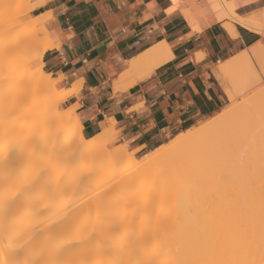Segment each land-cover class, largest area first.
I'll return each instance as SVG.
<instances>
[{
  "label": "bare ground",
  "instance_id": "1",
  "mask_svg": "<svg viewBox=\"0 0 264 264\" xmlns=\"http://www.w3.org/2000/svg\"><path fill=\"white\" fill-rule=\"evenodd\" d=\"M43 1L44 0H40L30 5V10L37 8ZM186 1L187 0L182 1V3ZM249 1L250 0H227V2L222 5L225 9L230 8L233 10L239 4ZM9 2V4L13 3L11 1ZM186 5L188 7L187 3ZM207 5L205 6L207 7ZM13 8L12 10L15 9ZM179 8H182V6ZM202 8L203 6L197 9L201 10ZM210 8L211 7L206 8L209 12L204 10L206 11L203 13L205 16L208 14L209 16L211 15L212 9ZM2 9H4L8 15L3 14L0 16V78H5V81L0 79V129H2L3 134H6V138L9 135L7 139L11 137L10 143L9 140L6 142L9 143L8 148H10L11 145L12 158L14 157V160L17 159V155L19 158L23 157L25 163L27 164L28 162V167H31L29 169L36 171L33 173L32 182L34 183L33 187L36 186L39 190L35 188V190L40 193H37V196L42 198L47 194L52 197V195L55 196V193H57L56 197L58 198L61 195L67 194V191L69 192L70 190L69 188L79 183L81 184L82 179H80L79 174L84 172L82 168L87 165H82L83 167L79 165L80 167H78V163L81 162H76L77 164L74 163L75 161L69 163L70 161L67 162L68 160L66 158L71 156L70 154H74L75 156L76 152L82 154L81 156H90L94 153L93 151H99L103 138L108 132L103 131L89 139H84L80 133V123L72 113L73 109L61 111L57 108L55 102L64 98L65 92L54 91L51 76L42 71L41 63L43 52L46 49L58 45V40L50 39L51 36L49 38L44 28V22L48 19L49 14L31 17L28 23L20 24L18 23L19 21L17 22V20L9 14L8 7H0L1 12L4 11H2ZM197 11H195L194 14ZM204 11L202 10V12ZM182 12V14L188 18L189 24L193 28H196L197 20H195L196 18L194 19L190 7L186 8V6H183ZM15 13L18 12H13L14 15ZM213 13L214 12H212V15ZM224 15L225 12L220 11L216 13V16H213L214 18L216 17L217 20V18L222 19ZM4 17L7 21L4 20ZM227 20V22H222V24L227 33L232 37L237 34L234 27L235 25H233L232 22L239 23L250 31L257 30V17L231 14ZM197 24L199 25V23ZM39 31L42 33V36L37 38L36 34ZM261 42L264 43V36L260 39V44ZM262 48V45L260 46L259 43L250 45L249 52H251L250 54L254 56L255 60H258L257 63L264 62V52ZM169 58L170 46L165 42L158 43L147 49L138 57L131 59L128 62L129 68L126 73L135 75H140L144 72L148 73V71L164 63ZM232 58L233 62L225 60L217 65L216 71L214 68L217 76L222 79L224 84L228 81V73L233 66L238 67L239 65L240 67L241 63L244 62L247 64L248 62V56L244 51L237 53ZM261 60H263V62H261ZM31 61L38 62L39 65L37 69L32 70L30 68L33 67V64L32 66L30 65ZM246 70H248L247 65ZM234 71L235 69L233 72ZM228 84H226V91L231 95L232 99H236L233 90L234 86L232 85V87L230 84V87H227ZM43 89H45V91L49 89V94H43V96ZM51 90L53 94L50 93ZM237 91L240 92V89ZM67 93L68 92H66V94ZM51 94L53 96H51ZM50 97H54L55 104H53ZM15 100H18L17 105L22 104V106L17 110L18 113L15 114H18V116L12 119L14 116L12 115L10 119L8 116L11 114L7 116V113L4 112L5 103L9 102L7 105H13L12 103H14ZM247 101L248 100L245 98L244 102ZM249 101L248 103L250 105L247 104V108L244 106V108L240 110L241 113L245 112L244 115L249 114L251 116L252 120L250 127L248 125L249 129H247L248 127L245 124L246 127L244 131H247L245 133L243 131V134L237 137H235L236 133L233 135L231 134L232 131L230 133L228 132L235 138L226 142L224 145L222 144L223 147H221L218 153H213L209 149V144L207 142L204 143L205 146L202 145L204 140L209 141L212 136L210 135L211 137L207 136L204 138L205 136L203 137V135H201V131L206 126V128H210V126L220 125L228 120L227 117L230 115L232 116L233 112L238 109L235 100L230 102V107L227 108V110L225 109L226 111H224L221 116L209 121L204 126L195 128L191 126L187 128L186 131L176 135L172 143H164L158 146L140 160L132 154L126 156V149L124 146H116L114 149L108 151L107 154H105L107 160L116 165L110 167L109 164L108 166L110 169L108 173L105 168L106 173L103 172V174H105V176L108 174V177L105 182L103 181L105 185L104 189L97 192V194L95 193L96 195L92 196V198H90L91 195L90 197L89 195L88 197L85 195L94 192L96 189L93 191L90 190L89 192L86 190L88 193H84L85 195H83L86 197L85 199L82 198L83 196L80 197L77 195L81 200V205H84V207L87 205L88 209L92 205L93 210H95L93 211V214L95 212V216H93V218L95 217L93 225H100H95L90 228L87 227L86 229L85 227L89 221L86 220L85 229H81L80 227H76L75 229L72 218L74 215L80 217V211H78V215L75 214L71 210L77 208L68 206L70 207L68 209L65 204H62L63 200L60 199L62 201H59L61 204H58L59 202L55 204L59 210L58 214L55 216V220H59L55 221L51 219L53 217L43 218L40 219L42 221L39 220L40 223L43 222L41 226H35V220L31 216V212L24 213L23 215H19V218H16L18 217L16 215L19 210V208H17L19 199L16 195L15 197L18 200L14 196L12 197L14 200H12L1 195L0 206L2 205L1 207H3L4 204L15 205V207L17 206V213L15 209L14 211L12 210L14 214L16 213L15 217L12 212H8L9 214L5 216L7 220L5 218V220L1 219L2 217L0 218V264H264V98H260L253 103ZM17 105L16 108H19ZM53 105L55 107L54 109L52 108ZM8 108H10V106H8ZM48 108H52L53 110L49 113ZM11 111L13 110L10 108L8 112ZM241 116L243 117V114H241ZM238 119L235 121L238 122ZM227 123L231 125L230 119ZM227 123L225 124L227 125ZM1 134L2 133H0V135ZM225 134L224 131L223 135ZM5 136L2 135L0 137L5 138ZM73 137L76 138L72 139ZM72 140H77V142H74V145H72ZM2 142L4 141L2 140ZM1 144L0 152L4 149V146L1 147ZM176 150L179 152L177 151L178 153L173 155V152ZM5 151H3V153H5ZM63 153L64 158L61 156ZM6 154H1L2 160ZM77 157L79 158V156ZM23 158H21V160ZM92 158L94 161L101 159H98V156L97 158L92 156ZM104 158L105 157L100 160L101 164L103 163L102 160H106V158ZM179 159L181 162L184 160L188 163L187 171L185 170L180 173L182 169L178 168L180 172H178L177 175L180 181L178 178H175V170L180 161ZM83 160H85V157L82 161ZM95 162L92 161V163L89 162V164L94 166L96 164ZM161 163L163 170L167 169L163 167L165 163H170L173 171L171 172L175 174V176L169 174L171 178L169 179L168 176L167 179V177H164L165 174L162 173L163 170L161 169L158 171L156 170L150 176H145L147 174H145L146 170L154 166L156 167L158 164L161 165ZM101 164L97 162L93 167L96 168L95 172L101 170ZM22 166L25 168L24 162ZM87 168L90 167L87 166ZM93 168L91 169L94 170ZM168 171H170V168ZM50 173L55 175V180L53 177L51 178L49 176ZM93 174L95 173L93 172ZM94 176H96V174ZM172 176L179 182L177 183V180H175L174 183V178ZM27 177L30 178L29 176ZM27 177L23 178L27 179ZM25 179L24 181L26 182L28 179ZM97 183L99 184L100 182ZM25 184H29L28 181ZM117 185L120 187L124 186V198L125 194L128 193H125V191L130 190L129 187L136 191L137 195L132 193L135 196H131L132 199L130 200L133 203L139 204L140 208L143 210L144 220L142 221V225H145L147 220L152 218L151 215L153 213L150 214V212L153 210L160 211L162 208L167 209V211L161 210L156 218L159 220L162 218L170 219L171 225L167 227L168 221L164 228H160L159 224L157 226L158 228L154 226L147 227V224L146 227L143 226L140 228H136L135 226L132 228V226L129 225L131 228H127L128 230L122 229L119 232V230H113L105 226L106 224L103 221L98 222L96 218L99 212H96V209L104 210L103 207L107 205L106 208H111V202L107 201L108 199L106 198L109 197L111 193H114L112 191ZM3 187L5 186L3 185ZM10 187H12V185ZM26 187L30 189L33 188L27 185ZM0 188H2L1 185ZM75 188L77 189V186H75ZM62 189L67 190L66 192H62ZM3 190V188L2 190L0 189L5 196L6 194L9 196V193L5 194ZM107 190H109V192ZM59 192H61L60 195L58 194ZM107 192L110 193L108 196L106 195ZM103 194L104 196L106 195V198ZM119 194L122 193L119 192ZM75 195L72 196V198L77 197ZM96 196L100 200L101 198L104 199H102L101 202L93 198ZM40 197L38 199H41ZM81 198L84 199L85 202ZM113 199H115V197ZM77 200L74 202L72 199L74 203H76ZM92 201L94 203L97 201L105 204L102 207V205H97V202L94 204ZM11 202L15 203L11 204ZM54 203L52 202V204ZM74 203H72V205H74ZM205 204H208L210 208L208 206V209H206L204 207L206 206ZM67 205H69V203ZM79 205L80 204H78V206ZM123 205H126V203L124 202ZM123 205L121 209L125 211ZM153 206H155V208ZM7 207L9 208V206ZM7 207L6 205L4 206V208ZM11 209L12 208H10L9 211H11ZM81 209H83V207ZM85 209L86 208H84V210ZM3 210H0L2 214L4 213L2 212ZM110 212L111 211H109V213ZM5 213H7L6 210ZM109 213L105 212L103 216L100 215L98 217L107 219L113 214L112 212V214ZM83 214L87 215V212ZM85 215L84 217H86ZM8 216H11V220L9 221ZM127 216L131 219L134 218L131 214ZM12 218H15V220H12ZM81 219L82 218H77V220L80 221ZM2 220L8 224L5 223L6 225H3L4 222ZM117 220L120 221L121 218L120 220L117 218ZM135 220L133 221L135 222ZM53 221L56 223L55 227H51ZM144 221L146 222L144 223ZM62 222L64 228L67 227L68 223L69 226H71L70 223H72V226H68V229H64L62 228ZM109 223L111 224V221ZM88 224H90V222ZM62 229L65 231H62L63 237L61 236L62 238H59V232ZM67 231L73 235L72 238L74 241L68 240L67 238L64 239L67 237L65 234V232L68 233Z\"/></svg>",
  "mask_w": 264,
  "mask_h": 264
},
{
  "label": "crops",
  "instance_id": "2",
  "mask_svg": "<svg viewBox=\"0 0 264 264\" xmlns=\"http://www.w3.org/2000/svg\"><path fill=\"white\" fill-rule=\"evenodd\" d=\"M182 1L44 0L32 10L31 17L49 14L44 28L58 45L43 52L42 70L57 92H65L60 106L73 109L84 139L108 132L107 146H124L139 158L219 104L214 67L257 35L232 22V37L222 24L227 18L216 20L213 10L214 16L203 14L208 1ZM186 3L199 20L196 28L182 14ZM263 8L264 0H251L234 13L247 16ZM161 42L170 46L169 59L148 73H126L131 59Z\"/></svg>",
  "mask_w": 264,
  "mask_h": 264
},
{
  "label": "rangeland",
  "instance_id": "3",
  "mask_svg": "<svg viewBox=\"0 0 264 264\" xmlns=\"http://www.w3.org/2000/svg\"><path fill=\"white\" fill-rule=\"evenodd\" d=\"M9 1H11V2H13L12 4H9L10 2ZM0 0V7H8V12H9V14L11 15V16H13V18H15L16 20H17V22L18 23H20V24H25L26 22L28 23L30 20H31V16H30V13L32 12V10H30V8H29V6L30 5H32V4H35V3H37V2H39L40 0ZM25 1V2H24ZM251 1V0H250ZM227 2V0H223V1H221V0H208V3H209V7H211V9L215 12V14L216 13H219L220 11H223V12H225V15L223 16V17H227V19H229V17L231 16V14H235L234 13V9L232 10V9H230V8H226L225 9V7L222 5V4H224V3H226ZM16 3V4H15ZM25 3V4H24ZM11 5H13V6H11ZM11 6V7H10ZM15 6V7H14ZM15 9H14V8ZM17 7V8H16ZM12 8L14 9V10H12ZM26 8V9H25ZM10 9V10H9ZM19 9H21V10H19ZM23 9V10H22ZM4 9H2V11H3ZM18 12V13H15V15L13 14V12ZM218 11V12H217ZM227 11V12H226ZM229 11V12H228ZM4 12V13H3ZM3 12H1V10H0V16L1 15H8L7 13H6V11L4 10ZM12 12V13H11ZM247 16H251V17H257L258 18V23H257V25H256V29L257 30H254V31H252V32H255L256 33V35H257V39H256V41L254 42V43H259V45L261 46L262 45V49H263V52H264V43H262L261 42V44H260V39L264 36V8L263 9H260V10H257V11H253V12H251L249 15H247ZM4 20L5 21H7L6 19H5V17H4ZM4 23V22H3ZM239 24V23H238ZM240 25V24H239ZM243 27V26H242ZM263 29V30H262ZM42 36V33L39 31L37 34H36V37L37 38H39V37H41ZM253 44V43H252ZM249 48H250V45L249 46H247L243 51H244V53L248 56V62H247V64H245L244 62L243 63H241L240 64V67H239V65H238V67H235V66H233V68L229 71V73H228V77H227V80L229 81H226V82H228V83H226L225 82V84H224V82L222 81V79L219 77V76H217V74H216V67H217V65L214 67L215 68V71H214V69H213V74H214V86H216L217 87V90H218V99H220V102H219V104L217 105V106H215V108L213 109V110H211V111H202L195 119H194V121H193V127L195 128V127H199V126H204V125H206L209 121H212L213 119H215V118H217V117H219V116H221V114L222 113H224V111H226L227 110V108H229L230 107V105H231V103L230 102H232L233 100H235L236 101V105H237V110H235V112H233V114H232V116L230 115V116H228L227 118H228V120H226L227 122L229 121V119H230V121H231V125H230V127H229V125H228V123L225 121V122H223V123H221L220 125H214V126H210V128H206V127H204L203 129H202V131H201V135H203V137L204 138H206L207 136H212V138L209 140V141H207V140H204L203 141V143H202V145L203 146H205V144L204 143H208L209 144V149L213 152V153H218V151L221 149V147H223V145L226 143V142H229L231 139H233V138H235V137H237V136H239V135H242L243 133V131L245 130V127H246V125H247V127H248V125H249V127H250V125H251V116L248 114H245L244 115V113L242 112L241 113V111L240 110H242L243 108H244V106L247 108V104H249L248 103V101L249 102H254V101H257V100H259L260 98H264V62H263V60H261V62H263V63H257L258 62V60L256 59L255 60V58H254V56L252 55V54H250L251 52H249L250 50H249ZM228 61H230V62H233V58L231 57ZM35 63V64H34ZM32 64H33V67H30L32 70H35V69H37L38 68V62L37 61H31V63H30V65L32 66ZM220 64V63H219ZM246 65H247V69L248 70H246ZM36 67V68H35ZM235 69V71L233 72V70ZM242 70V71H241ZM43 71V70H42ZM1 79V78H0ZM2 81H5V78H3L2 77V79H1ZM226 84H228L227 85V87L230 85V86H234V88H233V90H234V94H235V96H236V99H232V97H231V95L226 91ZM229 86V87H230ZM232 86V87H233ZM237 88H236V87ZM53 88H54V91H56V87H55V85L53 86ZM52 88V89H53ZM51 89V88H50ZM240 89V92H238L237 90H239ZM49 89H46V91H45V89H43V91H42V95L44 94V95H47V94H49ZM57 92V91H56ZM55 92V93H56ZM50 93H52L53 94V92H52V90H51V92ZM51 94V96H53ZM239 94V95H238ZM43 95V96H44ZM56 97V96H55ZM51 98V100L53 101V104H55L56 103V106H57V108L59 109V110H63L62 108H61V106H60V100L59 101H56L55 103H54V97H50ZM247 99L248 101L247 102H244V99ZM246 101V100H245ZM16 102V103H15ZM58 102V103H57ZM17 103H18V100H15L14 101V103H12L13 105H15V106H13V105H7V104H9V102H7V103H5L6 105H5V110H4V112L5 113H7V116L9 115V114H11V115H9L8 116V118H12V115H14L13 116V118L12 119H14V117L16 118L17 116H18V114L17 115H15L16 113H18L17 112V110L18 109H20V107L22 106V104L19 106V105H17ZM230 104V105H229ZM16 105H17V107H19V108H16ZM236 105H235V108H236ZM250 105V104H249ZM8 106H10V108H11V110H13V111H11V112H8V110L10 109V108H8ZM234 106V105H233ZM239 106V107H238ZM13 107H15V108H13ZM249 107V106H248ZM53 109L55 108L54 107V105H53V107H52ZM50 109V108H48V111H49V113L51 112V110H53V109ZM226 109V110H225ZM221 110V111H220ZM244 111V110H243ZM240 112V113H239ZM238 113V114H237ZM220 114V115H219ZM241 114H243V117L241 116ZM238 115V116H237ZM239 116H240V118H239ZM244 117H245V119H244ZM210 118V119H209ZM231 118H233V119H231ZM235 118V119H234ZM239 118V119H238ZM236 119H238L237 121L238 122H236L235 120ZM233 120V121H232ZM247 123H246V122ZM225 123H227V125L225 124ZM217 124H219V123H217ZM222 124H223V127H222ZM246 124V125H245ZM191 127V126H190ZM209 127V126H208ZM221 127V128H220ZM249 127L247 128V129H249ZM1 128V127H0ZM226 129V130H225ZM1 130V132L0 133H2L0 136H2V135H6V134H3V131H2V129H0ZM220 130V131H219ZM64 131V130H63ZM183 131H186V129L185 130H183ZM182 131V132H183ZM224 131H225V135H223L224 134ZM232 131V132H231ZM247 131V130H246ZM246 131H244V133L246 132ZM182 132H180V133H182ZM231 132V134H233V135H235V133H236V135H235V137L233 136V135H231V134H229V133ZM179 134V133H178ZM177 134V135H178ZM227 135V136H226ZM229 135H230V137H229ZM175 136L176 135H174V136H172V137H170L169 139H168V141L166 142V143H172L173 142V140H174V138H175ZM210 136V137H211ZM215 136V137H214ZM3 138V139H2ZM0 137V141L2 142V140L4 141V142H2V144H1V142H0V144L2 145L1 147H3L4 149L0 152L2 155L3 154H6V155H4V158H3V160H2V155L0 154V157H1V162H0V179H1V181H0V185H1V187L5 190H3V192H5V194L6 193H9V196L6 194V196L4 195V193H2V191H0V196L2 195V196H4L5 198H10V199H12V200H14V198H12L13 196L15 197V195H16V197L19 199H17L16 197V199L19 201V202H17L18 203V207L17 208H19V210H18V214L16 215V213H17V209H16V207H15V205H10V204H4V206L6 205V207L7 206H9V208L7 207V208H4V206L3 207H1L0 206V210H3L2 212H4L3 214L1 213V211H0V218L1 219H4L5 218V216L7 215V214H9L10 212H12V210L14 211L15 209V214H14V212H12L13 213V215H14V217H15V215L16 216H18V217H16V218H19V215H23L24 213H30L31 212V216L34 218V220H35V226H41V223H43V222H39V220L40 219H43V218H48V217H53V218H51V219H53V220H55L56 219V215L58 214V212H59V210L57 209V207H56V205L55 204H57L59 201H61V200H63V202H62V204H65L66 205V207H68V206H73V207H75V208H77V209H72V207H71V211H73L75 214H77L78 215V211H80V214H81V216L79 217V216H76V215H74V217L72 218V222H73V226H74V228L76 229V227L77 228H81V229H83L85 226H86V223H87V221L86 220H89L88 221V223L90 222V224H88L87 223V226L85 227L86 229H87V227H92V226H95V225H100V224H95V225H93L94 224V218H93V216H95L94 214H95V212H94V214H93V211H95V210H93V208H92V205L89 207V209H88V206L87 205H85V207H84V205H81V200H80V198H79V196L80 197H82L83 195H85L84 193H88L90 190H94V189H96V190H94V192H92V193H89V194H86L85 196L86 197H88V195H89V197H90V195H91V197L90 198H92V196H94V195H96L97 194V192H100V191H102V189H104V187H105V185H104V182H105V180L107 179V177H108V174H107V176H105V174H103V172H105V168L107 169V173H108V170L110 169L109 168V166L111 167V166H114V165H116L115 163H111L109 160H107V157H106V155L105 154H107V152L108 151H110V150H112V149H114V148H112V147H109V146H107V143H108V141H109V139H110V137H109V135H106L104 138H103V141H102V143H101V148H99V151H93L94 153H92L90 156L89 155H83V156H81L82 154H80V153H78V152H74L75 153V156H74V154L72 155V154H70L71 156H69V157H67L66 159L68 160L67 162H69V163H73L74 161V163H78V162H81V163H78V167H80L79 165H85V164H87V165H85L82 169H83V171L84 172H82L81 174H79V177H80V179H82L81 181V184L79 183H77L78 185H74L72 188H69L70 190H69V192H71V193H69L68 191H67V194H65V195H61V196H59L58 198L56 197L57 196V193H55V196L54 195H52V197L51 196H49V195H47L46 193H43V194H46L45 196H43L41 199H38L39 197L37 196L38 194L37 193H39L38 191V189H37V187L35 186V187H33V185H34V183L32 182L33 181V173H35L36 171H33V169L31 170V169H29V168H31V167H28L29 166V164H28V162H27V164L25 163V159L23 158V157H20L19 158V156L17 155V159H15L14 160V157L12 158V153H11V145H10V148H8V146H9V143H10V140H11V137H10V139H7V138H9V135H8V137L6 138V136H5V138L4 137ZM76 137H73L72 139H75ZM7 139V140H6ZM9 140V143H7L6 141H8ZM228 140V141H227ZM215 141H218V142H220V143H218V142H215ZM74 142L76 143L77 142V140L76 141H74V140H72L71 141V143H72V145H74ZM210 142H212V143H210ZM223 142V143H222ZM223 144V145H222ZM7 145V146H6ZM106 146H107V148H106ZM7 147V148H6ZM8 151V152H6V151ZM3 151H5V153H3ZM178 150H176V151H174L173 152V155L174 154H176V153H178L177 152ZM99 152H101V153H99ZM65 153H67V152H65ZM8 154H9V156H8ZM76 154H78V155H76ZM131 153H127L126 152V156H129ZM45 155V154H44ZM64 153L63 154H61V156L64 158ZM77 156H79V158L77 157ZM81 156V157H80ZM92 156L94 157L95 156V158H97V156H98V159H103V157H105L106 158V160H102V164H101V159L100 160H93V158H92ZM100 156V157H99ZM102 156V157H101ZM145 156V155H144ZM144 156H142V157H137L139 160L140 159H142ZM11 157V158H10ZM85 157V160H83L82 161V159ZM16 158V157H15ZM18 158H19V160H18ZM21 158H23L22 160H21ZM81 158V159H80ZM91 158H92V161L93 162H95L96 164H97V162H99L100 164H101V170H98V171H96L95 172V169L96 168H93L94 166L93 165H90L89 164V162H91L92 163V161H91ZM104 158V159H105ZM80 159V160H79ZM12 160H14V161H12ZM17 160V161H16ZM90 160V161H89ZM180 160V159H179ZM24 162V164H25V168H23V162ZM3 162V163H2ZM13 162H16V163H13ZM87 162V163H86ZM184 164H183V163ZM181 162V160L179 161V163L177 164V167H176V177L175 178H178L179 179V181H180V178H179V176L177 175L178 174V172H180V170L178 169V168H180V169H182L181 170V172L180 173H182L183 171H187L188 170V163H186V161H182ZM12 163V164H11ZM76 163V164H77ZM107 164V165H106ZM110 164V165H109ZM112 164V165H111ZM180 164V165H179ZM2 165H3V167H2ZM90 165V166H89ZM105 165V166H104ZM109 165V166H108ZM167 165V166H166ZM171 164L170 163H165V166H163V167H165V168H167V169H165V170H163V168L161 167L162 166V163H161V165L160 164H158V166H154V167H151V168H149L148 170H146L145 171V176L147 177V176H150V175H152L156 170L158 171V170H163V174H165V178L167 177V179H168V176H169V179L171 178V176L170 175H174L175 176V174H172V165L170 166ZM87 166L88 167H90V168H87ZM169 166V167H168ZM4 167H6V168H4ZM26 167H27V169H26ZM160 167V168H159ZM91 168H93L94 170H92ZM169 168H170V171H168L169 170ZM184 168V169H183ZM5 169V170H4ZM81 169V168H80ZM89 170V171H88ZM7 171V172H6ZM33 171V172H32ZM172 171V172H171ZM91 172V173H90ZM93 172L96 174V176H94L95 174H93ZM169 172V173H168ZM171 172V173H170ZM23 173V174H22ZM88 173V174H87ZM101 173V174H100ZM106 173V172H105ZM52 174V175H51ZM170 174V175H169ZM22 175V176H21ZM89 175V176H88ZM101 175V176H100ZM167 175V176H166ZM27 176H29L30 178H28ZM49 176L52 178H54V180H55V175H53V173H50L49 174ZM87 176H88V178H87ZM178 176V177H177ZM23 177H27V179H25V178H23ZM49 177V178H50ZM99 177V178H98ZM173 177V176H172ZM19 178H21V179H19ZM23 178V179H22ZM86 178V179H85ZM98 178V179H97ZM174 178V177H173ZM173 179L174 180V183H175V180H177V179ZM24 179L25 180H27L28 181V183L29 184H25L26 182L24 181ZM18 180H20V181H18ZM53 180V181H54ZM30 181V182H29ZM104 181V182H103ZM178 180H177V183L179 182ZM17 182V183H16ZM52 182V181H51ZM97 182H100L99 184L97 183ZM2 183H3V185L5 186V187H3V185H2ZM98 185H97V184ZM25 184V185H24ZM12 185V187H10ZM17 185V186H16ZM26 185L27 186H31V187H33L32 189H30V188H28V187H26ZM82 187H81V186ZM15 186V187H14ZM75 186H77V189L75 188ZM10 187V188H9ZM124 187V186H123ZM123 187L121 186H119V185H117V186H115V188L113 189V191L112 192H114V193H108L109 192V190H107L108 192H107V196H108V194H110L109 195V197H105L104 196V194H103V196L106 198V199H108L107 201H109V202H111V208L113 209H111V208H106V207H103L104 206V204H102V203H100V202H97V205H102V207L104 208V210H98V209H96L97 211L96 212H99L98 214V216H103V214L106 212H108L109 213V211H111L109 214H112V218L109 216V218H107V219H101L100 217H98L97 216V218H96V220L99 222V221H103V222H105V226H108L109 228H111V229H116V230H119V232H120V230H128L127 228H129L130 226H132V228H134L133 226H135L136 228H140V227H143V226H147V227H155V228H158L157 226H158V224H159V227L160 228H164V227H166V222H167V227H169L170 225H171V220L170 219H163L162 217V219L161 220H159V219H157L156 218V216L161 212V210H165V211H167V209H161L160 211L158 210V211H156V210H151L152 212H150V214H152L151 215V219L150 220H147V222L146 221H144V223H145V225L143 224L142 225V221L144 220V218H143V210L140 208V206H139V204H137V203H133V202H131V200L130 199H132V197H134L135 195H137L136 194V191L134 190V189H132L131 187H129L130 188V190L132 191H125V193H127V194H125V198H124V191H123ZM2 188H0L1 190H2ZM6 188V189H5ZM28 188V189H27ZM35 188L38 190V191H36L35 190ZM92 188V189H91ZM98 188V189H97ZM100 188V189H99ZM126 189H129L128 187H125ZM11 189H14V190H11ZM68 189V188H67ZM67 189H65V190H63L62 189V192L63 191H65L66 192V190ZM35 190V191H34ZM88 192H87V191ZM111 190V189H110ZM120 190V191H119ZM123 192H122V191ZM125 190V189H124ZM30 191V192H29ZM83 193H82V192ZM86 191V192H85ZM118 192V193H117ZM119 192H121L122 194H119ZM2 193V194H1ZM60 193L61 192H59L58 194L60 195ZM78 193V194H77ZM96 193V194H95ZM117 193V194H116ZM132 193H134V194H132ZM40 194V193H39ZM76 194V195H75ZM120 196H119V195ZM77 196V195H79V196H77V197H74V198H72V196ZM127 195V196H126ZM130 195V196H129ZM37 196V197H36ZM42 196V195H41ZM85 196H83L82 198H86ZM102 196V197H103ZM122 196V197H121ZM132 196V197H131ZM48 197V198H47ZM115 197V199H113ZM119 197V198H118ZM121 197V198H120ZM81 198V199H82ZM93 198H96V200L98 199V200H100L97 196L96 197H93ZM38 199V200H37ZM61 199V200H60ZM72 199L74 200V202L77 200V199H79V200H77V202L76 203H74L73 201H72ZM84 199H82V200H84ZM102 199H104V198H101V200ZM121 199V200H120ZM65 200V201H64ZM67 200H68V203H69V205H67L68 203H67ZM95 200V199H94ZM93 200V201H94ZM100 200V201H101ZM125 200V201H124ZM89 201V200H88ZM92 201V202H93ZM106 201V200H105ZM105 201H103V202H105ZM106 201V202H107ZM52 202L54 203V204H52ZM61 202H59L58 204H61ZM71 202V203H70ZM84 202H85V200H84ZM95 202V203H96ZM102 202V201H101ZM126 203V205H123V203ZM15 202H11V204H14ZM17 203H16V205H17ZM72 203H74V205H76V206H74V205H72ZM89 203V202H88ZM87 203V204H88ZM94 203V202H93ZM94 203V204H95ZM100 203V204H99ZM113 203V204H112ZM78 204H80L82 207H83V209H81L82 207L79 205L78 206ZM85 204V203H84ZM90 204H91V201H90ZM122 205H123V208H125V211L123 210L122 211V209H121V207H122ZM206 206H204L206 209H208V204H205ZM131 206V207H130ZM132 206H133V208H132ZM13 207H14V209H13ZM80 207V208H79ZM154 208H155V206H153ZM2 208V209H1ZM10 208H12L11 209V211H9L10 210ZM70 207H68V209H69ZM84 208H86L85 210H84ZM91 208V209H90ZM118 208H119V210H118ZM130 208V209H129ZM209 208H210V206H209ZM8 209V210H7ZM67 209V210H68ZM83 211H81V210ZM111 209V210H110ZM117 209V210H116ZM132 209V210H131ZM152 209V208H151ZM5 210L7 211V213H5ZM115 210V211H114ZM121 210V211H120ZM129 210V211H128ZM134 210V211H133ZM141 210V211H140ZM25 211V212H24ZM88 211H89V213H88ZM137 211H138V213H137ZM156 211V212H155ZM164 211V212H165ZM9 212V213H8ZM82 212V213H81ZM87 212V215H85V214H83V213H86ZM102 214H101V213ZM116 212H118V213H116ZM142 212V213H141ZM73 213V214H74ZM92 213V214H91ZM127 213V214H126ZM133 213V214H132ZM5 214V215H4ZM89 214V215H88ZM117 214H118V216H120V217H118L117 216ZM133 215V219H131L130 217H128L127 215ZM2 215V216H1ZM83 215V216H82ZM84 215L86 216V217H88L87 219H85L86 217H84ZM92 215V216H91ZM116 215V216H115ZM155 215V216H154ZM12 216V215H11ZM10 216V217H11ZM76 216V217H75ZM91 216V217H90ZM9 217V216H8ZM10 217L8 218V221L9 220H11L10 219ZM84 217V218H83ZM116 219H115V218ZM135 217H137V218H135ZM7 218V217H6ZM5 218V219H6ZM75 218H76V220H75ZM77 218H82L81 219V221L80 220H77ZM111 218V219H110ZM117 218L120 220V218H121V220L120 221H118L117 220ZM123 218V219H122ZM127 218H128V220H127ZM131 220H130V219ZM141 218V219H140ZM156 218V219H155ZM0 219V220H1ZM4 219V220H5ZM136 219V220H135ZM140 219V220H139ZM4 220H2L3 222H4ZM7 220V219H6ZM12 220H15V218L13 219L12 218ZM16 220H18V219H16ZM33 220V221H34ZM59 220V219H58ZM58 220H55V221H58ZM74 220V221H73ZM108 220V221H107ZM124 220V221H123ZM133 220H135V222L133 221ZM153 220V221H152ZM40 221H42V220H40ZM55 221H53V223H52V225H51V227H55V225H56V223H55ZM111 221V224L109 223ZM122 221H123V223H122ZM132 221H133V223H135V224H133L132 223ZM165 221V222H164ZM84 222H85V224H84ZM96 222V221H95ZM106 222H108V223H106ZM115 222V223H114ZM151 222V223H150ZM162 222V223H161ZM6 222H4L3 223V225H6V224H8V223H6ZM130 223V224H129ZM2 224V223H1ZM69 224V223H68ZM67 224V227H65L64 228V224H63V222H62V228H64V229H68V225ZM71 224V226H72V223H70ZM127 224V225H126ZM147 224V225H146ZM152 224V225H151ZM165 224V225H164ZM66 225V224H65ZM130 225V226H129ZM149 225H151V226H149ZM160 225H163V226H160ZM71 226H69V227H71ZM102 226V225H101ZM128 226V227H127ZM84 228V229H85ZM131 228V227H130ZM64 229H62L60 232H59V238H62L63 237V230ZM72 229H73V227H72ZM104 229V228H103ZM74 230V229H73ZM105 230V229H104ZM104 230H102V231H104ZM112 230V231H113ZM65 231V230H64ZM68 232V231H67ZM71 232H72V230H71ZM114 232V231H113ZM118 232V233H119ZM73 233V232H72ZM65 234H66V236L67 237H65L64 239H68V240H72V241H74V239L72 238L73 237V235L72 234H70L69 232L68 233H66L65 232ZM114 234V233H113ZM115 234H116V232H115ZM114 234V235H115ZM62 236V237H61ZM69 236V237H68Z\"/></svg>",
  "mask_w": 264,
  "mask_h": 264
}]
</instances>
